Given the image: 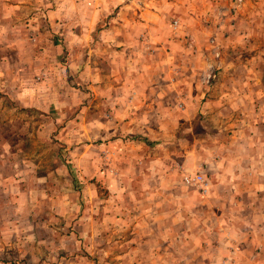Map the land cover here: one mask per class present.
<instances>
[{
    "label": "clouds",
    "instance_id": "1",
    "mask_svg": "<svg viewBox=\"0 0 264 264\" xmlns=\"http://www.w3.org/2000/svg\"><path fill=\"white\" fill-rule=\"evenodd\" d=\"M199 6L214 35L197 31L190 13ZM247 8L246 0L223 8L210 0H0V94L40 114L45 143L61 128L55 139L66 145L55 170L38 169L20 151L31 134L9 121L12 136L0 138V258L74 264L68 257L86 250L105 264L123 239L113 264H264V92L254 104L241 80L222 103L193 99V84L212 92L236 70L226 59L253 54L264 0L241 18ZM138 9L144 23L126 19ZM41 28L62 46L34 58ZM160 43L171 47L167 59ZM232 113L242 119L229 136ZM197 131L202 142L190 144Z\"/></svg>",
    "mask_w": 264,
    "mask_h": 264
},
{
    "label": "rangeland",
    "instance_id": "2",
    "mask_svg": "<svg viewBox=\"0 0 264 264\" xmlns=\"http://www.w3.org/2000/svg\"><path fill=\"white\" fill-rule=\"evenodd\" d=\"M211 4L216 7L219 6L221 8L223 7H230L231 3L234 2V0H210ZM246 3L248 4V8L245 12H242L240 14L241 18H243L247 12H249L251 9L256 8L258 4V0H246ZM205 8L203 6H199L197 8L196 13H190L192 19L196 21L195 27L197 31L206 32L209 34H213V28L210 24V22L206 21L203 18L202 13L204 12ZM120 10L117 9L115 13H113L112 17H109V20H113L116 18V16L119 15ZM231 16H236V10L232 9ZM143 16V13L138 9L135 13V17H133L132 14H129L126 16V19L129 21H133L135 19V22L137 23H144L142 19H140ZM107 23V22H106ZM172 23H175V20L172 21ZM235 24V20L230 21V23L227 25V27H231V25ZM49 31H51V28L49 27ZM80 33L77 32V35ZM214 35V34H213ZM228 35L227 32L224 34V39ZM173 44L178 45L181 48H186V44L184 41L181 40H174L172 41ZM62 46V41L59 35H55L51 38L48 37L47 32L41 28L40 31V37L38 43L33 48L34 58H40L42 57L45 52L51 53V50L54 48H60ZM158 47L162 48L161 55L164 59H167L166 51H171V47L167 43H160ZM66 52L67 49H64ZM117 51H123V49H117ZM203 51V49H202ZM206 54V53H205ZM57 60L60 63L64 62V57L59 56L57 57ZM160 61H157L159 63ZM190 70V73H188L189 76L192 75L191 68H187ZM101 75L103 76L104 70L101 69ZM183 87L181 86V91ZM0 96H3L0 94ZM5 102L0 105V138L2 139H9V137L12 136V132L9 129V121H13V123H16L19 121L20 123L17 124V127H25L27 128V131L31 134V139H26L25 145H23L20 149L22 155L31 160L33 163H35L38 167V169H44V170H55V165L57 162L63 160V152L66 147V145H63L60 143V141L56 140L55 137H57L60 132L62 131L61 128H57L53 134H52V143L48 144L45 143L40 136L41 128L44 125V121L40 119V114L33 112V114H29L28 110L24 109H17L15 105H9L7 103L6 99H3ZM93 105H98L99 101L96 99H93L92 101ZM80 112H84V120L85 122L88 121V118L90 115L93 114V107L89 105L88 101H85L83 103L82 108L80 109ZM80 112L76 113V116L73 117V119H76L80 116ZM55 113L53 111V117L54 118ZM77 123H79V119H77ZM181 125H183V122H180ZM40 127V129H39ZM64 127H67V124L65 123ZM202 136L203 134L199 131L196 132L197 139L195 141H192L191 138H189L190 144H198L202 142ZM103 141H98V143H102ZM149 148H154V144H149ZM170 155H172L170 153ZM89 183L95 185L97 194L101 197V199H108V192L97 183L95 179L89 181ZM78 190V189H77ZM86 209L82 206L80 215L83 216ZM93 219H96L94 216ZM63 234V233H62ZM72 232L69 231L68 235H71ZM78 235V233H77ZM134 239V238H133ZM116 243V241H114ZM119 247H114L112 250V253L110 254L108 260L105 261V264H113L115 256L124 255L125 252L123 250V246L125 244V240L121 239L119 240ZM128 243H132L131 241H128ZM104 247V246H101ZM132 247H135V244H132ZM107 250V248H105ZM66 253L61 252V258H65ZM77 258H79L77 260ZM7 259V258H6ZM68 259L72 260L74 264H101L100 256L97 252L89 253L86 250H82L81 252H78L73 257H68ZM8 261H11L10 264H16L15 260L7 259ZM0 264H4V258H0ZM20 264H23V261L20 262Z\"/></svg>",
    "mask_w": 264,
    "mask_h": 264
},
{
    "label": "crops",
    "instance_id": "3",
    "mask_svg": "<svg viewBox=\"0 0 264 264\" xmlns=\"http://www.w3.org/2000/svg\"><path fill=\"white\" fill-rule=\"evenodd\" d=\"M229 39L230 37L227 35L225 40L227 41ZM250 47L253 49V54L251 56L245 55L243 57H236L235 59H226L227 63L236 65V70L230 71L229 75L220 79L218 84L214 82L215 87L212 92H196L195 84H193V99H195L198 95H203V100L201 101L202 103H222L220 99L221 95L229 94L228 90L231 88L232 84L242 80L245 84L251 87L253 103L256 104L257 98L255 94L264 92V30L257 31L255 33V38ZM169 53H171V51H166V56H168ZM226 55L230 56V52ZM188 73H190V70L186 69V75L190 77ZM0 99L5 98L0 96ZM241 119L242 117L239 113H232L228 116L227 123L229 125V136L233 135L234 131L240 130ZM5 179H7V177H5ZM10 263L11 261L4 258V264Z\"/></svg>",
    "mask_w": 264,
    "mask_h": 264
}]
</instances>
